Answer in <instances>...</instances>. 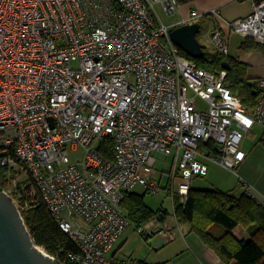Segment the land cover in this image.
<instances>
[{
	"label": "built area",
	"instance_id": "obj_1",
	"mask_svg": "<svg viewBox=\"0 0 264 264\" xmlns=\"http://www.w3.org/2000/svg\"><path fill=\"white\" fill-rule=\"evenodd\" d=\"M248 1L250 15L212 32L218 54L228 55L233 35L264 46V0ZM180 5L0 0V167L27 175L23 203L46 207L76 247L65 255L70 264H144L111 256L130 225L124 195L138 186L164 192L173 212L175 198L186 203L208 164L235 174L246 158L242 139L264 121V80L255 84L250 113L226 87L225 70L208 72L179 55L169 33L181 25L160 14L172 17ZM199 19L193 11L189 24ZM107 139L112 160L98 151ZM155 153L173 157L164 187ZM136 232L175 238L158 217Z\"/></svg>",
	"mask_w": 264,
	"mask_h": 264
},
{
	"label": "trees",
	"instance_id": "obj_2",
	"mask_svg": "<svg viewBox=\"0 0 264 264\" xmlns=\"http://www.w3.org/2000/svg\"><path fill=\"white\" fill-rule=\"evenodd\" d=\"M187 1H181L186 3ZM244 50H264V46L245 39L241 44ZM186 60L194 62L198 68L208 72L222 71V63L228 64L224 83L235 94L248 112H252L258 90L246 76L247 66L235 58L223 56L216 51L210 52L204 47V57L193 59L178 49ZM264 142V141H263ZM100 154L112 160L113 147L110 140H104L98 147ZM6 169L0 167V192L6 188ZM129 223L135 230L151 219L158 217L164 223L167 211L148 208L144 195L128 192L121 203ZM173 215L180 225L188 226L200 240L213 250L224 264H264V205L244 192L239 197L219 190L191 189L185 204H179L175 198ZM34 244L49 256L62 264L67 253H76L75 245L65 236L42 204L27 211L23 219ZM240 227L249 235L248 240H239L233 234L234 228ZM144 235V234H141Z\"/></svg>",
	"mask_w": 264,
	"mask_h": 264
},
{
	"label": "crops",
	"instance_id": "obj_3",
	"mask_svg": "<svg viewBox=\"0 0 264 264\" xmlns=\"http://www.w3.org/2000/svg\"><path fill=\"white\" fill-rule=\"evenodd\" d=\"M193 11L200 15L198 21L201 25L200 30L202 28L205 30V37L207 39L206 44L203 43L204 47L208 51L214 52L216 50L210 39L212 32L216 28L228 30V24L250 15L253 7L248 0H189L186 3H181L179 11L172 17H169L170 21L167 24H189V17ZM213 11H217L218 15L214 16L212 14ZM244 41L245 38L240 35H233L229 40L227 56L245 64L247 66L246 76L252 84H255L258 80H264V50H244L241 48V44ZM263 141L264 121L263 123H256L250 133L242 139L240 147L246 153V158L238 167L236 173L233 174L227 170L225 171L230 179L233 180V183L227 180H224V182L210 179V184H219L216 189H212L209 186L207 188L192 186V189L219 190L229 193L234 197H239L244 192L252 191L260 198V202L264 205ZM211 168L217 169L221 167L208 164L206 177L209 175ZM238 185L241 186V192H237L238 194H236L234 190H237ZM167 213V218L164 223L160 222V225L172 228L175 234L174 240L168 241L158 233L152 235L139 234L149 245H152L153 251L156 254H160L159 259L152 256L150 252L144 253L143 256L138 252L137 254L131 253L119 257L123 243L118 249H115L114 246L111 256L117 259L138 260L144 264H224L213 250L207 247L194 232L190 231L188 226L177 223L172 210L167 211ZM232 234L239 240L246 241L249 238L248 233L240 227L234 228Z\"/></svg>",
	"mask_w": 264,
	"mask_h": 264
},
{
	"label": "rangeland",
	"instance_id": "obj_4",
	"mask_svg": "<svg viewBox=\"0 0 264 264\" xmlns=\"http://www.w3.org/2000/svg\"><path fill=\"white\" fill-rule=\"evenodd\" d=\"M162 21L165 22L166 24L170 21L169 18L163 14H160ZM198 41L203 45V43L206 44V37H205V30L203 28L200 30V32L197 35ZM197 105L199 110L204 111L205 109V104L198 100ZM81 156V151L79 150L76 153H71L70 154V163H74L79 157ZM155 171L159 175H163L162 177V185L163 187L165 186L167 180H168V173L170 171L172 162H173V157L172 156H166L162 153H155ZM226 170H223L221 168H211L209 175L207 177L203 178H196L192 182V186L194 187H201V188H207L208 186L211 187L212 189H216L219 184L218 183H209L210 179L219 180V181H233L230 179L229 175ZM6 179L9 181L7 184L6 188H4L1 192L5 191L9 198L12 200V202L17 206L22 219H24L27 215V211L29 209L26 208V206L23 203V200L21 198L22 195V190H21V185L22 183L27 179V175L21 170L17 171H8L6 170ZM233 179V178H232ZM225 182V181H224ZM230 184V182H228ZM233 183V182H232ZM132 192L144 195V202L146 206L154 211L158 209H165L167 211L172 210V202L171 199L167 198L164 196V192H159L157 194H149L146 193L145 190L141 187H135ZM236 194L237 192H241V186H237V190H234ZM119 257L122 255L126 254H137L138 252L143 256L144 253L150 252L152 256H155V258L159 259L160 254H156V252L153 251L152 245H149L135 230L133 225H129V227L125 230V232L122 234L120 239L115 245V249L121 245ZM38 247V246H37ZM40 248V247H38ZM43 250L42 248H40Z\"/></svg>",
	"mask_w": 264,
	"mask_h": 264
},
{
	"label": "water",
	"instance_id": "obj_5",
	"mask_svg": "<svg viewBox=\"0 0 264 264\" xmlns=\"http://www.w3.org/2000/svg\"><path fill=\"white\" fill-rule=\"evenodd\" d=\"M200 28L198 22L181 25L169 33V39L189 57L201 59ZM222 69L227 70L228 64L222 63ZM0 264H62L34 244L16 205L4 192H0Z\"/></svg>",
	"mask_w": 264,
	"mask_h": 264
}]
</instances>
